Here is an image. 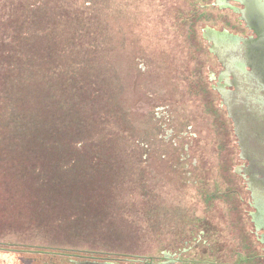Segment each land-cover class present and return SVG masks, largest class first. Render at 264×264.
<instances>
[{
	"label": "rangeland",
	"instance_id": "obj_1",
	"mask_svg": "<svg viewBox=\"0 0 264 264\" xmlns=\"http://www.w3.org/2000/svg\"><path fill=\"white\" fill-rule=\"evenodd\" d=\"M212 3L0 0V264L158 256L194 225L222 255L247 231Z\"/></svg>",
	"mask_w": 264,
	"mask_h": 264
},
{
	"label": "flooded vegetation",
	"instance_id": "obj_2",
	"mask_svg": "<svg viewBox=\"0 0 264 264\" xmlns=\"http://www.w3.org/2000/svg\"><path fill=\"white\" fill-rule=\"evenodd\" d=\"M213 1L214 4H211V7L216 9L225 8V10L230 11L232 19L231 26H221L217 29L219 31H217L216 34L219 35L220 38L226 39L227 43H229L230 54L228 53L229 55L226 58H231L232 60H227L225 63L235 66L237 61L242 59V54L241 52L239 54L240 48L235 51L232 50L236 46L231 38L234 36L255 38L256 35L247 29L245 24L239 20V15H235L237 16V26L236 29H232V23H234V20L236 21L233 17L235 13L227 7H229V4L238 8H242V6L233 0H221L223 4L218 2L220 0ZM223 21L229 23V21L225 19ZM216 61H218L217 58ZM218 64L220 66V71L217 74V81L212 90L218 96L219 94L216 88L223 89L227 92L229 105L232 107L231 117L241 122V125L238 124V132L241 135L240 140L234 133V122L232 118L227 117L226 108L222 104L226 112V117L232 125L233 135L236 138V144L239 150L237 156L240 162L237 166V170L239 171L238 175L245 185L247 195L251 196L252 200L251 205L249 204V208H252L253 212H250V210L244 212L248 218H251V214H258L256 218L257 224L252 220L236 221L239 225H245L247 231L244 234L238 233L237 236L235 234L232 240L230 238V242L226 245V251L223 252L222 255L221 251L223 250L218 248L217 239L213 240L212 247H204L207 246L206 241L210 239L211 236H206L209 233L205 231H199L200 235L195 237L193 231H195L196 225H194L193 228L190 229V233L187 234L189 240L187 237L185 238L187 241L184 240L181 249H164L158 256L141 257L119 253L62 249L57 250L61 252L59 255L60 257H68V261L71 264L84 261H95L108 264H264V90L258 83L249 79L245 74L241 75L235 73V76L221 75L224 69L220 63ZM239 143L242 144V151L239 147ZM252 190L253 192H251ZM248 225H250V228ZM241 229L244 230L242 226L239 229L236 228L237 232ZM187 244L190 245L186 247ZM174 246H177V243H174ZM1 247L15 248L9 245L0 246V248ZM239 247H241L242 250H240ZM219 250L221 251L219 252ZM218 256H222L224 261H221V258L220 261L224 263H219Z\"/></svg>",
	"mask_w": 264,
	"mask_h": 264
},
{
	"label": "water",
	"instance_id": "obj_3",
	"mask_svg": "<svg viewBox=\"0 0 264 264\" xmlns=\"http://www.w3.org/2000/svg\"><path fill=\"white\" fill-rule=\"evenodd\" d=\"M242 8H238L236 6H231L232 4H229L230 10L233 11L234 14V20L232 23L233 28L236 29V22H237V16L239 15V20L243 22L247 29L252 31L256 37H250V38H241L238 36H234L231 38L233 40V43L235 44L236 49H241L239 51V54L241 52L242 59L237 61V64L235 66H232L230 64H226L225 62L231 61L232 59H227L229 53V43H227L226 39L220 38L219 35H217V29H219L221 26H231V16L230 11L223 9H216L212 7L211 11V20H210V28L205 29L203 31V38L210 44L209 52L212 53L216 58L217 62L221 64L223 70V73L221 75H232L235 76V73H239L241 75H247L249 79L255 81L258 83V85L264 90V0H233ZM220 4H223L222 1H218ZM214 4V1L213 3ZM229 21V23H226L225 21ZM216 29H215V28ZM243 30V29H242ZM230 50V51H232ZM233 52V51H232ZM229 53V54H228ZM219 66V64H218ZM220 69V66H219ZM223 106L226 108L227 117L232 118L234 122V133L239 139L241 138V135L238 132V124L241 125L240 121H236L234 117H231L232 113V107L229 105V98L227 95V92L223 89L216 88ZM239 122V123H238ZM239 125V127H240ZM241 140V139H240ZM239 147L242 151V144L239 143ZM253 192V190L251 191ZM258 217V214H251L252 221L256 223V218ZM260 230V229H259ZM76 264H108V263H98L95 261H84Z\"/></svg>",
	"mask_w": 264,
	"mask_h": 264
},
{
	"label": "trees",
	"instance_id": "obj_4",
	"mask_svg": "<svg viewBox=\"0 0 264 264\" xmlns=\"http://www.w3.org/2000/svg\"><path fill=\"white\" fill-rule=\"evenodd\" d=\"M57 108H58V111H59V112L62 111V106L57 105ZM35 131L37 132V130H35ZM39 131H40V130H39ZM55 131L58 132V133H60L58 130H56V128H55ZM40 132H41V133L39 134L40 136L46 138V140L49 139V137L47 138V137L45 136V134L43 133V130H41ZM62 132L67 133L66 130H63ZM64 140H65V139H64ZM70 143H71V140H70L69 142H67V143L65 142L64 145H63V149H64V147H67V148L69 149V151H71V145H70ZM56 147H57V150H60V144H59V143H58V145H56ZM55 168H56V167H55Z\"/></svg>",
	"mask_w": 264,
	"mask_h": 264
}]
</instances>
